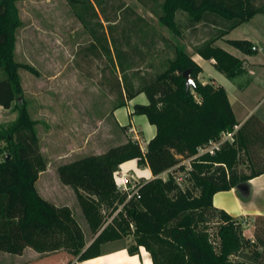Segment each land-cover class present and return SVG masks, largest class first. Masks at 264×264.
<instances>
[{
  "label": "trees",
  "instance_id": "16d2710c",
  "mask_svg": "<svg viewBox=\"0 0 264 264\" xmlns=\"http://www.w3.org/2000/svg\"><path fill=\"white\" fill-rule=\"evenodd\" d=\"M17 1L0 0V68L4 72L0 108L18 112L14 121L0 127V251L21 254L31 247L42 254L67 252L83 261L99 256L103 243L133 236L129 253L136 254L143 246L153 264H252L240 258L246 246L256 245L244 235V219L217 209L213 196L264 173V120L251 114L240 123L225 87L201 82L202 67L182 46H176L175 57L162 73L139 88L118 82L123 98L117 106L141 92L147 96L148 103L134 105V112L146 115L156 128L145 150L129 139L105 153L57 169L60 181L79 191L93 240L87 241L70 206L58 205L39 192L36 183L47 161L40 149L37 121L23 98L19 68L25 65L15 59L16 30L21 22ZM256 2L163 0L159 19L176 35L182 33L176 16L180 11L188 15V28L220 26L216 35L195 49L204 58L214 59L216 68L233 79L246 71L245 61L215 42L263 12L264 4ZM229 42L245 53H255L248 40ZM187 69L195 81L190 89L184 77ZM235 125L239 128L233 140L225 141L215 154L195 157L200 146L220 139ZM189 158L191 168L183 163ZM132 159L154 175L136 183L135 192L120 189L115 179L121 164ZM242 165L248 166L247 171ZM212 213L217 217L215 233L207 226ZM253 218L257 239L264 244V215ZM255 253L260 256L259 251Z\"/></svg>",
  "mask_w": 264,
  "mask_h": 264
},
{
  "label": "rangeland",
  "instance_id": "374dc122",
  "mask_svg": "<svg viewBox=\"0 0 264 264\" xmlns=\"http://www.w3.org/2000/svg\"><path fill=\"white\" fill-rule=\"evenodd\" d=\"M92 1H17L21 22L15 41V59L25 65L19 68L23 98L31 117L37 121L39 145L47 161L37 188L45 198L71 207L88 242L94 236L79 191L60 181L58 167L85 156L105 153L129 139L138 141L146 149L147 139L152 136L150 130L141 121L124 122L115 115L117 104L123 98L118 82L139 88L166 69L168 61L176 55L177 45L189 54L194 53L196 46L216 35L220 27L197 24L195 30L188 28V15L180 11L176 16L182 33L176 35L159 19L163 0ZM256 3L262 6L264 1ZM262 19L264 21V16ZM242 31L243 25L229 36H238ZM216 44L234 49L223 39ZM214 71V65L208 62L203 78L211 81L209 73ZM3 75L0 68V77ZM221 75L222 78L217 77L219 83L223 82V73ZM227 79L237 117L242 119L250 110L261 117L264 65H255L250 73ZM17 115V110L1 107L0 127L14 121ZM139 116L147 119L146 115ZM241 167L248 169L246 165ZM122 173H126L129 188L145 179L120 167L117 175ZM105 215L110 220L109 211L105 210ZM211 216L207 226L209 232L215 233L217 217L213 213ZM241 217L244 235L256 241V245L246 246L240 258L252 264H264V244L257 239L255 220L249 215ZM122 241L131 245L134 238L128 236ZM116 244L118 242L109 241L101 248ZM255 251H259L260 256ZM62 255L67 258L66 264L75 260V256L67 252Z\"/></svg>",
  "mask_w": 264,
  "mask_h": 264
},
{
  "label": "crops",
  "instance_id": "0c3cea01",
  "mask_svg": "<svg viewBox=\"0 0 264 264\" xmlns=\"http://www.w3.org/2000/svg\"><path fill=\"white\" fill-rule=\"evenodd\" d=\"M262 16H264V11L255 14L249 20L233 28L231 31H229L222 38H219L215 42L216 44L220 39H223L225 43L235 49L234 50L232 48L223 46L224 49L245 61L246 71L244 72V74L250 73V71L255 68V65H264V21L262 19ZM241 25L244 26V31L240 32V35L238 36L230 37L229 35L235 32V30H237V28H239V26ZM232 39L248 40L252 43L253 46L257 47V50H255V53L253 54L245 53L243 50L229 42ZM190 55L202 67V71L198 75L199 80L203 83L212 82L214 84L223 85L227 90L230 98L229 90L226 86L228 85L227 82L229 81L227 80L229 79L227 78L229 77H227L223 72L216 68L215 60L204 58L196 50L194 51V53H190ZM208 62L213 64L215 67V71L209 73L211 74V81H208L203 78L205 66ZM221 73H223V82L219 83L217 82V77H221ZM136 103H148L147 96L144 92L137 94L130 100L126 99L125 104L119 106L115 110V115H117V117L119 116L124 122L125 120H129L132 123H134V121L137 123L138 121H141L143 123V126L150 130L152 135L147 139L148 144L150 139L155 136L156 129L155 126L149 122L148 118L144 120L142 119V117L139 116L143 114H136L134 112V105ZM233 110L235 112L237 120L240 123L244 122L251 114H256L255 112H253V110H250L247 112V114H245L242 119H239L237 117V113L234 109V106ZM261 118L264 120V112L262 113ZM134 126L135 129L136 125ZM141 147H143L142 144ZM120 167L124 171H133L137 174V176L144 177L145 179H150L154 177L149 167H139L135 159L124 162L123 164H121ZM213 203L217 209H223L236 217L248 215H264V173L254 178H251L247 182L242 183L239 186H235L229 190L216 192L213 196ZM113 241L118 242V244L108 249H103L102 247V252L99 256L83 261L74 260L71 264H153L151 255L145 247L141 246L138 253L130 254L128 251V242L122 243V239ZM62 254L63 251H58L51 253V255L43 256L44 254L37 252L31 247L25 248L21 254L0 251V264H66L67 258L64 257Z\"/></svg>",
  "mask_w": 264,
  "mask_h": 264
},
{
  "label": "built area",
  "instance_id": "2783aa9c",
  "mask_svg": "<svg viewBox=\"0 0 264 264\" xmlns=\"http://www.w3.org/2000/svg\"><path fill=\"white\" fill-rule=\"evenodd\" d=\"M253 49L254 50H257V47L256 46H253ZM238 128H239V125H235L233 131L223 133L220 139H218V140H210L207 144H205L203 146H200L199 149H198V153L195 155V157L196 156H199V155H202L204 153L215 154L220 149L221 145L225 141H227V140H230V141L233 140L234 134H235V132L237 131ZM143 150H145V149H143ZM190 160H191V158L186 159V160L183 161V163H186V161H188V164L187 165H188L189 168H191V166H190ZM117 172L115 173V179H116L117 185H118V187L120 189L125 190V191H130L131 189H134L133 192L137 191V185H136V183H134L132 185V188H129L128 187V184H127V182H128L127 180L128 179L126 178V173H122L121 176H118L117 175ZM178 180H179V182H181L182 181V177H179ZM131 195H129V197Z\"/></svg>",
  "mask_w": 264,
  "mask_h": 264
},
{
  "label": "water",
  "instance_id": "95a60500",
  "mask_svg": "<svg viewBox=\"0 0 264 264\" xmlns=\"http://www.w3.org/2000/svg\"><path fill=\"white\" fill-rule=\"evenodd\" d=\"M184 77L186 78V88L190 89L195 84L194 78H193V76L191 74V69H187L184 72ZM9 156L10 155H7V157H9ZM245 182H247V181L241 182V183H239L236 186H239V185H241L242 183H245Z\"/></svg>",
  "mask_w": 264,
  "mask_h": 264
}]
</instances>
